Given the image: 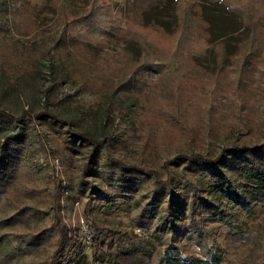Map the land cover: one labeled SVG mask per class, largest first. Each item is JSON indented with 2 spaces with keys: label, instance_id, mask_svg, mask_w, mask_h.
<instances>
[{
  "label": "rangeland",
  "instance_id": "rangeland-1",
  "mask_svg": "<svg viewBox=\"0 0 264 264\" xmlns=\"http://www.w3.org/2000/svg\"><path fill=\"white\" fill-rule=\"evenodd\" d=\"M245 8L249 22L239 18ZM250 30L255 48L248 42L243 50L238 42L244 45ZM0 70L11 83L22 73L36 75L31 110L44 102L45 110L66 119V125L34 120L18 169L0 193V264H46L52 248L44 237L51 229L32 239L57 190L63 220L81 225L77 264H89L88 226L80 219L88 190L74 196L80 176L98 187L101 182L82 172L89 146L77 134L85 125L98 123L114 157L166 167L175 176L185 162L167 161L179 153L215 156L264 141V0H0ZM0 107L16 109L5 101ZM166 109L196 116L197 132L179 135ZM223 212L221 220L199 221L214 264L263 263L264 196ZM128 213L120 200L93 210L92 222L116 234L99 259L153 264L154 238L161 235L135 228ZM179 240L185 257H202L205 242ZM115 245L153 255L123 260Z\"/></svg>",
  "mask_w": 264,
  "mask_h": 264
},
{
  "label": "trees",
  "instance_id": "trees-1",
  "mask_svg": "<svg viewBox=\"0 0 264 264\" xmlns=\"http://www.w3.org/2000/svg\"><path fill=\"white\" fill-rule=\"evenodd\" d=\"M246 9L239 12V18L243 22H249L252 17V13ZM246 33L244 45L239 41L238 46L244 50L249 42L254 49L253 31ZM52 64L47 66L50 74ZM18 76L21 79L15 78L11 83L6 73L0 70V102L5 101L16 106L14 111L0 107V193L18 169L20 158L23 156V144L25 141L30 142L33 135L34 120L46 117L52 120V125L66 122L63 117L45 110L44 102L41 103V110L33 112L30 103L33 99L38 100L35 98L37 89L33 87L36 75L25 76L22 73ZM23 105L27 107L24 109ZM166 111L167 123L177 128L179 135L189 136L197 132L194 130L195 125H199L196 116L188 118L182 116L181 111ZM97 125L98 123L93 127L85 125L77 134L80 140L89 146L88 161L82 172L92 171L101 182L98 187L80 176L76 183L78 192L74 196L75 200L82 198L80 193L83 189L88 190L80 208V219L88 226L89 232L88 263L107 264L108 259L101 260L99 255L104 253L102 247L114 242L116 238L112 229L92 222L93 210L101 202L112 204L115 200H120L126 204L135 228L144 229L151 237L161 235L154 238L159 246L154 252L153 264H214L212 252L201 235L200 229L203 226L199 221L203 216L206 219L221 220L225 215V207L230 208L233 204L244 207L252 199L264 196V141L252 146L232 145L215 156L194 152L179 153L167 161L185 162V171L175 176L166 167L159 171L114 157L108 148L105 132ZM60 188L57 185V189ZM58 192L57 190L54 194L56 201L52 209L47 213L43 210L44 214L42 213L40 220L44 216L48 218H44L41 231L33 234L32 242H35L39 233L51 229V234L48 233L44 237L48 239L49 236L52 248L46 258V264H77L84 247L81 225L63 220L59 212ZM180 237L205 242L202 257H185L181 250ZM115 248L118 251L115 255L123 260L139 253L149 259L153 255L150 251L143 252V249L138 248L123 249L119 245H115ZM110 262L109 264H112L113 260ZM131 262L126 261L123 264Z\"/></svg>",
  "mask_w": 264,
  "mask_h": 264
}]
</instances>
